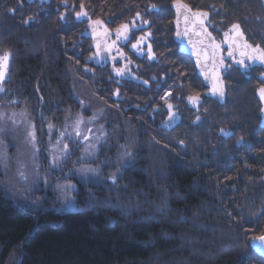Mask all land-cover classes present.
<instances>
[{"label":"trees","instance_id":"trees-1","mask_svg":"<svg viewBox=\"0 0 264 264\" xmlns=\"http://www.w3.org/2000/svg\"><path fill=\"white\" fill-rule=\"evenodd\" d=\"M130 1L134 0H122V3L124 5ZM94 3L96 5L98 2L95 1ZM20 32L23 33L22 30ZM57 48L60 46L56 49L50 48V50L46 48V54H44L46 57L42 59L41 48L36 47L37 53H25L21 43H14L13 41L9 43L8 40L0 38V55L11 54L7 66L8 72L12 76L8 85L9 97L12 100L26 103L36 113L43 112L45 118L52 111L59 110L60 114L71 103L76 105L77 102L73 98L75 96H73L72 91L79 92L80 86L83 84V81L78 77L76 79L80 83L63 75L62 78H56L61 72L54 70L55 68L60 67L61 70L67 69L69 71L78 69L75 60L72 63L69 61V55L73 52L69 50L60 51ZM58 51L59 53H57ZM41 60L47 61L43 71H41L43 68ZM54 74L57 75L52 81L50 77ZM66 74L69 77V74ZM92 80L90 76L87 82L90 84ZM71 83H74L75 86L72 87ZM84 95L86 97V94ZM227 103L225 108L218 107L216 112L219 116L218 120L227 119L229 115L227 112L232 113L244 106L242 103L236 107L237 103L229 101V99H227ZM231 104H234L233 109L230 108L233 106ZM250 105L252 104L247 103L246 113L251 108ZM219 109L221 112L224 111L220 113ZM246 113L243 111L242 115ZM108 115L106 114L104 117L107 121L110 118ZM122 121L120 123L124 127H120V130L115 133H122L123 129H132L130 133H133L135 124L130 125V119L127 123ZM230 121L232 122V118ZM136 125L139 126L140 124L137 123ZM241 125L242 128H245V121ZM150 131L149 134H146L148 137L138 138L140 133H137V136L133 133L132 137L127 139L125 143L127 147L135 144L133 142L135 140L139 142L134 147L128 148L134 153V160L136 159V161H134L132 169L129 167L128 170H126L127 168L124 171L121 169L115 186L108 180H105L104 183L103 181H95L94 183L89 181L85 185H80L77 182L74 191L76 208L70 212L55 211L54 208L51 209L42 205L37 212H33L32 209L30 213H26L9 203L8 200L0 199V264H177L179 261H184V240L194 238L201 241V238L203 240L206 236L211 237V234L208 235V228L210 231L211 228L219 227V222L217 226H212L214 224L210 222L212 220L216 223L218 219L215 215L206 216L204 211L200 213L202 208L196 207L197 209L194 211L189 210V215H185L188 208L186 210L184 204L189 199L193 200L198 197L201 204L204 202V206H210L216 200L229 201L233 206L237 194L228 196L231 191L228 188L222 189L223 184H216L213 181L207 185L206 190V186L200 178L201 174L191 170L192 172L195 171L194 174L189 168L184 167L182 155H190L189 163L197 165L200 163L198 151L203 146L209 148L212 144L191 145L193 148L195 147L191 149L192 151L180 150L182 145L179 146L180 144L170 138L168 139L156 129L152 128ZM177 131L179 136L184 133L182 129ZM122 137H124L123 134ZM141 142H148L146 143L148 148L141 149L143 151L135 148ZM186 145L188 146L189 143L183 144V147ZM224 146L228 148L225 144ZM262 155L264 156V153ZM157 159L171 165L166 172V176L169 175V177H163L164 181L162 180V182H157L151 173V171L156 172L163 167L156 161ZM248 167L249 173H252V176L246 178L249 188L242 190L243 196L238 194L241 204L238 203L239 201L236 202V206L244 204L240 210L242 213H247L248 216L245 217H249V221L239 229L242 231L240 233L242 235L240 236L241 245L230 253L215 256L213 264H242V262H238V256L245 253L248 254L246 256H250L245 258V261H248L245 264H264V259L254 254L249 247L251 235L260 232L264 234V215H257L258 212L263 211L264 201L254 193L262 192L260 179L264 175V161L258 157L255 164L253 166L248 164ZM144 173H146L147 179L153 180L155 190L158 192L156 193V200L153 202L154 206H163V209L156 213L141 212L142 214L139 216L135 212L132 213L133 208H129L128 202L120 203L117 206L118 203L114 205L110 201V197L115 198V195H119L120 198H127L126 194H129L130 191H126L121 184L128 185L130 182L132 185L128 186L135 189L137 183L145 178ZM168 179L173 183L166 182ZM173 188L176 192L174 196L172 195ZM90 193L94 194V200L91 199ZM170 194L172 195L171 199ZM246 201L250 202L247 203ZM166 207L177 211L178 214H167L169 210ZM233 207L225 202L219 206V214H223L225 218H230L234 214ZM156 214L158 215L152 218ZM223 226L234 230L230 221L224 222ZM184 235L190 238L184 239ZM190 261L195 264L193 260Z\"/></svg>","mask_w":264,"mask_h":264},{"label":"rangeland","instance_id":"rangeland-1","mask_svg":"<svg viewBox=\"0 0 264 264\" xmlns=\"http://www.w3.org/2000/svg\"><path fill=\"white\" fill-rule=\"evenodd\" d=\"M2 1L4 2V0H0V2ZM11 1L13 2V4L11 5H13L14 9H19V10L21 9L22 6L27 5L28 3L26 0H11ZM166 1L169 2L172 0H166ZM185 1L186 0H184V4L191 6L190 8L192 10H199L196 7H194V4H193L194 0L192 1L187 0L186 2ZM204 1L205 3L204 5L202 4V8L200 10L206 9V8H208L209 11H212V12L217 10L219 19L223 17L227 19L240 20L242 23L239 22V24L241 25V28L244 31L245 37L248 40V42L251 44L259 43L261 46L264 45V4L261 2V0H242V1L241 0H216L215 3L213 2V0H204ZM218 1L219 3H217ZM230 1L232 2L240 1L242 3L240 5H237V8L230 7V6L226 7L225 4ZM224 5H225V8H224ZM13 7L7 8V9L4 8V11H0V26L3 25L7 27V29H4V27H0V38L1 39L3 40L6 39L9 41V43H11V41H13L14 43H21L22 47L24 48L23 50L25 53H37L38 49L41 48L40 54H41L42 59L46 57V55H44L46 54V48H49L50 50V48L56 49V47L60 46V48H57L60 51L62 50H69L70 52H77V50L79 51L77 47H71L70 46L71 44H68V45L66 44L67 45L66 46L65 43L64 44L61 43L62 40L60 38L57 39L58 37L57 35L59 32L57 30L55 33L50 34L48 31L46 32V30L42 31V27H41L39 34H37V31H35L34 29L29 34V32L23 30L22 28L21 29H19V27L12 28V26L9 25L10 22H8V20L5 19V17L6 16L9 17L8 14L11 12L9 9H12ZM29 7L32 8L33 6H29ZM22 9H23V12L28 11L27 7L26 8L22 7ZM212 12H209V14H211ZM12 15H15V14H12ZM60 15H61V12L59 16ZM47 20L45 19L43 22H47ZM208 24H209V20L206 22L207 28H208ZM20 30H22L23 33L20 32ZM33 33H36L37 35L36 34L32 35ZM69 33L71 34L70 31L65 32L64 34L70 36ZM169 33L173 34L174 30L169 29L168 34ZM28 36L30 37L28 38ZM250 39L252 41H250ZM36 47L38 49H36ZM57 53H59V51ZM2 56L4 55H0V57ZM255 67L257 66L254 65L251 67V69ZM6 75H7V80L4 83V87L8 89V85L10 84L11 78H12L11 73L8 72V68L6 71ZM241 75H242V72H240V75L238 77H240ZM93 84H94V80H92V83L90 82L89 85H93ZM80 90L79 92L72 91V93L74 94L73 96H75L73 98L76 99V102H77L76 105L78 104L77 107L75 104L71 103L69 107H67L68 109L66 108L60 114H59V110L52 111L51 113L47 114L46 119H41L39 116V112L36 113L34 109L30 108L28 105H26V103L22 101L19 102V100H12L9 97V94H10L9 91L0 93V112H6L8 114H11L12 112H20L21 110L26 109L30 118L35 122L37 126V137L39 138V146L41 149L39 152V158L36 161V163L39 164L38 171H39L40 181L38 184L40 185L39 190L42 186L45 188V190H43L45 192L40 194L41 191L35 190L34 189L35 187L31 185V179L28 182L29 184H26L25 182L18 180L16 176L18 161L28 164L29 168L27 169V171L30 175L33 173V168L30 162L29 154L23 143V140H24L23 126H18L14 128L13 125L10 122H8L5 124V134L0 136V140H2L4 144L8 145L6 152H7V156L9 157L7 161L8 167L5 169L3 166H0V187L10 196L14 197L17 194L19 195L24 194L23 197H20L21 200H23V198H31L32 200H29L31 203L39 197L40 203L38 206H42V205L48 206V207L52 206V207H56V209L66 211L67 209L72 207V205L74 206V201H73L74 191L76 189L77 182L80 185L81 184L85 185L86 183H89V181H92V183H94L95 181H98V182L103 181L104 183L105 180H108L107 177L110 174L116 172L117 170L116 162H117L118 157L123 151V149H121L119 146L126 145L125 143L127 142V139L128 138L130 139L133 133L135 134V136H137V133H140V136H138V138H144L146 136L148 137V135L146 134H149L151 132L150 130L153 128L152 126H153L154 120L152 121L150 119L148 123L144 125L145 124L144 121L140 120L137 117L135 118L132 117L130 125L135 124V129L133 133H130L132 129H129V130L125 129L126 131L123 129L122 133H115L117 130H120V127H122L123 125L121 123L118 124L115 122L113 123L109 122L107 121V119L104 118L105 116H100V118L95 122L94 127H99L100 125H104L105 127L104 129L107 132L108 137H109L108 143L104 144L100 148L98 156L94 161H84L83 162V163H89L93 167H97V166L100 167V173H99L98 180L96 177H93L91 180L85 181L84 179H82L81 177L77 175L68 173V169H71L74 167H80L79 163L74 164L73 162L76 161L77 158L81 155V152L83 150V145L73 146L72 155L64 163V165L62 166V169H56L50 172L49 171V155H48L50 138H49V134L47 131V123L51 122V123H54L57 128H62L63 123H64V117L69 109H71L73 116H75L77 113H82L85 118H88V117H91L93 113L98 112L100 106L102 107V105L96 103L95 101L88 102L87 101L89 100L88 93L86 94V97L84 93H82L83 90H86V89L80 86ZM89 91L92 92L91 90ZM81 100L85 102L87 106L86 109L81 108V104H80ZM9 101H15V103H9ZM253 102L254 100L251 102V104ZM209 105L206 106L205 104V107L204 105L199 107L200 109H202L201 112L202 111L203 113L208 112L209 109L206 110V107H208ZM231 105L233 106H231L230 108L233 109L234 104H231ZM238 106L239 105L237 103L236 107ZM261 108H264V104H262L261 106L257 108L256 106L251 107L249 108L246 114L242 115V117L240 118L238 117V119L234 121L235 127L234 128L232 127L231 129L232 134L228 137L221 136L219 132L216 133V136H215L212 133H210V130H208L207 127L204 130H199L198 127L193 128L191 132H189L188 130H185L184 127H180V129L184 130L185 133H188V135H183L184 133H182V135L180 136L182 138L183 144L185 145L186 143H189V145L188 146L186 145L185 147H183V144H180L179 146L182 145L181 146L182 149L180 150L192 151L191 149H194L195 147L193 148L191 145L202 144V143L212 144V146L209 147L212 149L209 150L207 146H203L201 150L198 151L199 157H200V163L197 165H192L189 163V159L191 158L190 155L189 156L182 155L183 156L182 161H183L184 167L189 168L190 171L195 170L199 174H201L200 178L201 180H203L204 182L203 184L206 186V190H207V185H210L211 182L213 181L216 184H220V185L223 184L222 189L228 188V190L231 191L230 194H228V196L231 197L233 194H237V195L233 201L234 207L232 206V203L226 200H223L222 202L220 200H216L214 202L215 205L210 204V206H204V202L203 204H201L200 202L201 200H198V197L193 200L189 199L188 202L184 204V208L186 207V210L188 208V212L185 211V215L190 214L189 210L194 211L197 208H202L200 210V213L204 211V215L206 216H211L213 214L215 215V217L218 219L216 223L213 222L212 220H210V222L214 224L212 226H217L219 222V225H218L219 227L211 228L210 231L208 228V235L211 234V237L206 236V238L203 239L202 241H198L197 239L190 238L187 235H184L183 236L184 239L186 238H190V239L184 240V245L186 246V248L184 246V259H183L184 261H179L177 264H193L192 261L190 260H193L195 264H213L215 256L230 253L233 250L240 247L241 245L240 236H242L240 233L242 231H239V229L247 221H249V217H245V216H248L247 213H242V210H240L243 208L244 204L236 206V202L238 201H239L238 203L241 202V200L239 199L240 196L238 194H241V196H243L242 190L243 189L247 190L249 188L248 181L246 180V178H249L250 176H252V173H249L248 164L250 166H253L256 162V159H258V157L262 158V160L264 161V158H263L264 156L262 155V153H264V122L261 123V119L263 118L264 114L259 113L261 112ZM131 113H132V109H129L126 112L123 111L122 113H118V117L121 119V116L126 115L127 117L126 116L125 117L129 118ZM242 114H243V111H242ZM187 116H188L187 120L189 121L190 118H192V115L189 113L187 114ZM243 121H245V125L254 123L256 126L253 125V127L242 128L241 124H243ZM136 122L139 123L140 125L137 126ZM207 123L209 124L211 122L207 121ZM214 124L215 122H212L211 126H212L213 131L216 132L218 131V129L215 127ZM156 130L159 131L158 128H156ZM177 130H179L178 126H176V128L173 129L176 135L178 134ZM122 134L124 135V137H122ZM163 134H166V132L164 131ZM124 138H126V141H124ZM140 140L141 139H139V141ZM237 140H242L243 143L237 144ZM55 141H56V135H52L51 143L54 144ZM210 141H213V142L211 143ZM133 142L135 143V144H132L133 147L136 145V143H139L136 140ZM146 143L148 142H141V144H138L135 148L139 149L140 151H143L145 148H148V145ZM224 144L228 148H225ZM132 146L128 148H131ZM251 158H256V159H251ZM109 161L110 163H108ZM134 161H136V159ZM156 161L162 164L163 167L161 170L156 171V172L151 171V173L153 174V176H155L157 182L158 181L162 182L163 177L164 178L169 177V175L166 176V172H167V169L170 168L171 165L169 164L167 165V163H165L161 159H157ZM133 165H134V162L131 166H128L129 169L130 168L132 169ZM128 167H125L122 170L124 171L126 168H127L126 170H128ZM53 172L55 173V180H54L55 183L50 184V180L51 178H53ZM58 174H61V177L57 178L56 175ZM45 176H47L48 178V181H49L48 184L50 185V187H48V184L44 185L43 180ZM144 177H145L144 179L142 178V180H140V182L137 183V187L135 189H131V187L128 185L121 184V186H123L126 191L128 190L130 191L129 194H126L127 198H120L119 195H115V198L110 197V201L114 205L118 203L117 206H119L120 203H123V202L124 203L128 202L129 204H132L133 205L132 213L135 212L139 216L142 214L141 212H147V211L148 213L159 212L164 207L157 206L158 208L156 209V207L154 206L155 204L153 202L154 200H156V193H158L155 190L154 182L152 179L146 178V173H144ZM75 180H77L76 183H75ZM67 182H71L73 185H75V188L69 194L70 197L73 198L71 199L70 202L67 199H65V197H63L56 190V185L58 183L64 184ZM166 182L170 184V182L172 181L168 179ZM260 182H262L261 185H262L263 193L262 192L259 194L257 192H254V193L256 196L262 199V201H264V175L261 177ZM42 183L43 185H41ZM194 184L196 185V183ZM229 184H231V186H229ZM255 185L257 186V184ZM170 187H173V185L172 186L170 185ZM173 190L174 191L172 195L174 196L176 195L175 188H173ZM172 195L170 194V199L172 198ZM255 195H254V198H255ZM46 198H49L48 199L49 201H46ZM225 202L234 208V214L230 218H225L223 214H219V210H220L219 206L221 204H225ZM249 202L250 201H248L247 203ZM117 206L115 207L116 209H117ZM166 209L169 210L167 214L168 213L170 215L172 214L175 215V213L178 214L177 211H173V209L171 210V208L166 207ZM262 210L264 211V209ZM157 215L158 214L154 215L152 218H154ZM159 215H161V213H159ZM226 221L231 222V225L232 227H234V230L225 228L223 226L224 222ZM204 234H206V232H204ZM259 235H262L261 232L256 234L255 236H259ZM249 247L252 249L254 254L264 259V254L259 253L256 250V248L253 247V241L251 240L249 241ZM246 254L247 253L238 256L239 257L238 262H242V264L247 263L248 261H245V258H248L250 256H246Z\"/></svg>","mask_w":264,"mask_h":264},{"label":"bare ground","instance_id":"bare-ground-1","mask_svg":"<svg viewBox=\"0 0 264 264\" xmlns=\"http://www.w3.org/2000/svg\"><path fill=\"white\" fill-rule=\"evenodd\" d=\"M58 1L59 3H63L62 5L64 6L65 9H67V12L65 11V13L68 14L69 18L65 17L64 21H61V19L58 20V18L52 17V19L51 18L48 19L47 22L37 23L38 26L42 27V31L46 30V32L48 31L50 34L55 33L56 30L59 31V34L57 35L58 36L57 39L60 38L61 40L68 41L70 39H73L74 38L73 36H75V38L78 36L86 37L87 39H90L93 49L95 48L94 45L98 41L93 38L92 29L89 27V18L84 17V18H81L80 20H77L76 18V13L81 10V7H80L81 4L84 5L85 11L88 12V17L89 16L94 17V18H91L92 20H96V19L103 20L104 18L103 20L104 26L108 30H112L110 32L112 33L110 36L115 34V30L121 24H124V23L129 24V27L131 28V31L129 33L130 38L126 41L122 40L119 42L121 49L123 46L132 47V44L136 43L137 38L148 35L149 33L151 34L155 33L156 37L154 40L155 41L158 40L159 43L163 46H168V43H167L168 37L171 39L173 38L175 47L172 46L170 49H166V51L173 53L172 56L174 57V60H171L170 64L169 62H166L164 65H161V64L158 65L157 60L158 59L163 60L165 58L163 57L164 53L159 50L154 51L153 52L154 59L150 60L148 58L151 61V68L150 67L148 68V76L146 78H144V76L142 75H138L135 72V69H138L137 63H134L132 56H130L128 52L127 53L122 52L124 54L123 59H121L117 54H115V56L119 57L117 60L121 62L120 66L118 67L114 65L113 61L105 60V59L111 58L107 53H105L103 57L98 58V62L97 60H94L96 64L98 63L102 64V67L104 68V70L101 69L102 70L101 73H95L99 77L92 78L94 80L93 85H89V83L87 82L90 76L93 77V73L85 70V65H83V60L81 59V57H78V55H76V52H73L72 54L69 55V61L72 63L75 60L76 67H78L80 72L78 71V69H74L71 71L67 69L61 70L60 67L54 69L56 71L58 70L61 73H59L60 75H57V74L52 75V77H50V79L52 78L51 79L52 81L56 75H57L56 78H62L61 76L63 75L64 77H67L70 80L77 82V83H80V82L77 81L76 77L81 79L83 81V84L82 85L80 84V85L82 86V88L86 89V90H83L82 93L84 94L88 93L89 100L87 101L88 102L95 101L96 103L102 105V107L101 106L99 107V110L103 109L102 116H106V114H109L108 115V117H110L108 120L109 122L120 123L122 120H124V122L127 123L129 119L131 120L132 119L131 115L128 119L126 118L127 117L126 115H125L126 117L121 116V119L118 117V113H122L124 111L123 109L124 108L127 109L126 105H128L129 108L132 109L133 111L132 113H134L135 115H139V119L144 121L145 123L144 125H146V123H148V117H146V115L144 114L145 112L143 111V109L139 108V106H141V104L144 105L147 99L154 100L153 105L147 104L144 107L145 108H151V107L159 108V111L157 112H160L162 115L159 116L157 113H154L153 115L157 116L159 119L165 118V120H163L162 122L160 120L154 121L153 126H152L153 129L158 128L159 133L160 132L163 133L164 131H167L166 134L164 135L168 139L170 138L171 140H174V142H177L178 144H183L181 143L183 142L182 138L180 137L181 135L180 136L178 134L176 135L173 129H175L176 126H178L179 129L180 127H184V126L187 128L188 127L190 128L192 125H195V124L193 123V120L188 121L187 119H185V124H183V122H181V120L183 119L181 118L176 123V125L170 129L162 127V124L168 119V111H167L165 102L163 99H161L162 97H164L166 92L171 93L169 102L173 104L174 110L175 108L177 109L178 107H181V106L184 107V105L188 110L197 109L196 107L189 104L187 101V97L189 95H195L196 93H199L201 96V103L199 104V107L203 105L205 107V104L206 106L210 104V106L214 108L216 106H221L223 108L227 106L228 104L227 100H224V99L220 100L218 97H214L211 95L210 93L211 83L209 82V80L205 79V76L203 72L201 71V68L197 66V57L193 54L192 45L189 44L188 40H187V43L190 46L184 45L182 48H180V45H178V38H176V35H175L176 27H177L176 21L178 18L176 5L177 3L184 4V0H172L169 2H167L166 0H134V1L127 2L124 5L122 3V0H118V1L117 0H93L94 2L95 1L98 2L96 5H94L95 3L91 0H58ZM213 2L215 3L216 0H213ZM261 2L264 4V0H261ZM204 3H205L204 0H194L193 2L194 7L199 9V11H207L209 13L208 8L200 10L202 8V4L204 5ZM217 3H219V1ZM241 3L242 2L240 1L239 2L230 1V2H227L225 5L226 7L230 6V7L237 8V5H240ZM225 5H224V8H225ZM152 6H155V10H153ZM10 11L13 14H15L17 17H19L21 21H25L29 17H33L32 15L29 16V13L34 14L33 12H30L28 10L29 12L23 15L24 13L21 10L14 9V8L10 9ZM192 11L195 12L198 10H192ZM138 12L140 13V18L136 19L135 23L141 25L143 29L148 28V31H144L143 33L142 31L141 33L140 31H136L139 28H136V27L132 28V21L136 17V14ZM70 13L73 14V16ZM40 14H44L45 16L50 17L48 14L46 15L44 12ZM213 15H218V14L213 13ZM159 16H163L166 19L164 20L167 22L165 24H169V23L172 24V26L174 27L173 34L171 33L169 34V36H167V32L164 29V27L158 24V21L160 20ZM116 17H119L120 19H124L126 22L121 23V24L119 23L116 26H115V23H110V22L108 23L109 20L114 19ZM145 20L149 21V23L144 24L143 21ZM32 21H37V20L34 18ZM8 22H10V24H13L12 25L13 28H18V26L16 25L17 23H14L13 19L9 18ZM239 22L241 21L236 19V20H233L231 24L239 23ZM180 28L184 30L183 17H180ZM68 30L71 32L72 35L70 33H69L70 36L64 34L65 32H69ZM226 30H228V28H226ZM100 31H102V29H100ZM82 33H86V35H82ZM34 34L36 33H33L32 35ZM37 34H39V31H37ZM102 39L103 38H100L99 42ZM216 42H220V41H216ZM262 47H264V45H262ZM222 51L226 53L227 47L226 46L225 48L223 47ZM147 52L148 50H140L136 53L137 55L146 56ZM183 56L187 58L184 60ZM102 59L103 61H106L108 63L101 62ZM86 61L89 62L88 59ZM41 64L43 67L41 71H43L46 67L47 61L41 60ZM225 64L230 66V71L227 74L234 75L236 79L226 78L225 76L226 74L221 73L223 82L225 85V97L224 98L229 99V101H234L238 103L239 106L242 105V103L245 104V106L243 107L241 106L240 108H238L236 111L232 113L227 112V114H229L227 116V119L223 118L221 120L217 119L218 115L216 113L210 111V115H212L219 122L218 131L220 135H221V129L231 130L232 127L233 128L235 127L234 121H236L238 117L239 118L242 117V111L246 113L245 109L247 108V103L249 104L254 100V102L252 103V105H250V107L256 106V108L261 106L264 103V101L261 100L259 91H258L259 89L264 88V66L257 64L256 65L257 67L250 69V71L247 73H242V75L238 77L240 75L241 70L238 67H231L232 62L231 60L227 58L225 59ZM125 65H127L126 75L124 77H120L116 75V73L113 70L114 67L123 68ZM157 65L159 66L158 68H156ZM165 66L167 68L171 66L172 68L170 69L172 70V72H169L168 70H166ZM74 67L75 65L73 66V68ZM66 73L69 74V77L67 76ZM143 81H148V83L144 84ZM163 84L165 85L167 84L171 86L173 90H171V88L167 85H166V88H162ZM132 85H136V86L133 87ZM71 86L74 87L75 84L71 83ZM118 86H121L119 90V98H117V96L114 95V93L117 92V91L114 92L115 90L114 88ZM89 90H91L92 92H90ZM107 91H110V92H107ZM110 94L112 95L109 96ZM223 111L224 110H222V112ZM231 118H232V122L230 121ZM262 122H264V116L261 119V123ZM249 125L246 124L245 128L253 127V125L255 124L252 123ZM215 134L216 133L214 132L213 135ZM56 177L57 178L61 177V174L56 175ZM54 180H55V173L53 172V178H51L50 184H54L55 183ZM76 182L77 180H75V183ZM26 184H29V183L27 182ZM41 185H43V183ZM128 185H132V183L129 182ZM39 187L40 185L38 184L34 189L37 191H41L40 194L44 193L45 191L43 190H45V188L42 186L39 190ZM48 187H50L49 184H48ZM23 195L24 194H21V195L17 194L14 197L10 196L0 187V199L8 200L9 203H12L13 205L17 206V208L20 209L22 212L30 213L32 209H33V212L35 211L37 212L40 206L33 208L32 203L29 201L32 199L23 198V200H21L20 197H23ZM49 198H46V201H49L48 200ZM73 201H74V206L72 205V207H70L71 209L69 208L66 211L70 212V210L76 208L75 200ZM128 206L129 208H133L132 204H128ZM47 208H51V209L54 208L55 211H59V209H56V207L50 206ZM157 208L158 207H156V209ZM123 216H125L124 213H123ZM200 240L202 241V238ZM255 244L257 245V247H255L256 250L259 253L264 254V243L257 241L255 242Z\"/></svg>","mask_w":264,"mask_h":264},{"label":"snow or ice","instance_id":"snow-or-ice-1","mask_svg":"<svg viewBox=\"0 0 264 264\" xmlns=\"http://www.w3.org/2000/svg\"><path fill=\"white\" fill-rule=\"evenodd\" d=\"M43 2V0H42ZM81 10L76 13L77 20L87 17L89 18V27L92 29L93 38L98 42L95 43L94 47L96 51L94 55L89 57V60H97L101 58L105 53H107L113 61H116L117 57L112 56V51L115 49L117 55L123 59L124 54L119 48V42L128 40L130 38L129 33L131 28L128 23L121 24L115 30L116 39L113 40L110 44L107 43V38L112 34L104 26V21L100 19L92 20L88 17V12L85 11L84 5L81 4ZM155 10V6H152ZM177 36H186L188 37L189 44L192 45L193 54L197 57V66L201 68L205 79L209 80L211 83L210 93L214 97H218L220 100H223L225 97V85L221 73L227 74L230 71V66L225 64V59L231 60V67H238L242 73H247L250 71L251 67L254 65L264 66V47L259 43L253 45L248 42L245 37L244 31L241 28L239 23H232L228 30L224 32V39L221 42H216L215 38L212 36V33L208 31L206 22L208 21L209 13L207 11H192V9L183 3H177ZM180 17H183L185 28L183 32L180 31ZM61 21H64L65 14L61 13ZM140 18V13L136 14V17L132 21V28L136 27V19ZM34 18L29 17L24 21L25 24L30 23ZM144 24H148L149 21H143ZM191 25V27H189ZM214 27V25H213ZM102 29V31H100ZM199 29V31H197ZM86 35V33H82ZM197 37L196 40L192 39V36ZM100 38H103L104 42H99ZM143 43V37L137 38L136 43L132 44V48L140 51L141 45ZM226 46L227 52L224 53L222 48ZM148 58L154 59V54L152 52V47L148 45ZM11 54L8 53L0 57V93L9 91L4 87V83L7 80V65L10 61ZM114 72L120 77H124L127 72V65L123 68H115ZM144 84H147L148 81H143ZM259 95L262 101H264V88L258 90ZM114 95L119 98V91L117 90ZM171 93H165L164 97L161 99L164 100L167 111L168 119L162 124L164 128H172L176 123L181 119L180 113L174 110L173 104L169 102ZM189 104L197 108L199 112V104L201 103V96L199 93L195 95H189L187 97ZM9 103H15V101H9ZM81 108L86 109V104L84 101H80ZM159 111V108L153 110ZM261 113L264 114V108H261ZM103 109L99 110L96 113H93L91 117L85 118L82 113H77L73 116L71 109H69L64 117V123L62 128H57L54 123H47V131L49 134V171L56 169H62V166L67 161V159L72 155L73 146L83 145V150L81 155L74 161V164L79 163L80 167H74L68 169L69 174H74L85 181L91 180L93 177L99 178L100 167H93L89 163H83L84 161H94L99 153L100 148L108 143L109 137L107 132L104 129V125L99 127H94L95 122L102 116ZM41 119H46L44 113H39ZM201 116L197 115L194 124L199 123ZM10 122L13 127L23 126L24 129V146L27 149V152L30 157V162L33 168V173L30 175L27 171L28 164L24 162L17 163V172L16 176L19 181L29 182L31 179V184L33 187H36L40 181L39 176V164L36 161L39 158L40 146L39 138L37 137V126L35 122L30 118L27 110H21L20 112H12L8 114L6 112H0V136L5 134V124ZM232 134L229 129H221V135L228 137ZM56 135L55 143H51V136ZM183 143V142H181ZM242 140H237V144H242ZM8 145L4 144L0 140V166H3L5 169L8 167L7 161L9 157L7 156ZM123 149L122 153L117 159V170L116 172L110 174L107 179L111 181L112 185L115 186L118 179L121 169L128 167L131 163L134 162V153L128 149L126 145H120ZM110 163V161L108 162ZM44 184H48L47 176L44 177ZM75 188L71 182L64 184L58 183L56 185V190L67 199L69 202L72 197L70 193ZM91 199H95L94 194L90 193ZM40 203V198L38 197L35 201L32 202L33 207H37ZM257 215H264V211L258 212ZM247 234V232H246ZM253 241V247H257L255 241H260L264 243V234L255 236L251 235L249 237Z\"/></svg>","mask_w":264,"mask_h":264},{"label":"flooded vegetation","instance_id":"flooded-vegetation-1","mask_svg":"<svg viewBox=\"0 0 264 264\" xmlns=\"http://www.w3.org/2000/svg\"><path fill=\"white\" fill-rule=\"evenodd\" d=\"M26 1L28 2L27 5H24L22 7L23 8H26L27 7V9L29 11L31 10L30 12H33L34 14L29 13V16L32 15L37 21H31L30 23L25 24L24 21H21L19 19V17H17L16 15L13 16L12 15L13 14L12 12H10L8 14L9 17L6 16L5 19H7L8 21H9V18L10 19H13L14 20V23H17L16 25L20 29L22 28L23 30H25L27 32H31L33 29L35 31H40L41 26H38L37 23L43 22L45 19L46 20L48 18H51L52 19V17L53 18H58V20L61 19L60 18L61 15L59 16L60 12L61 13H64L65 14V17H68L69 18L68 14L65 13V11L67 12V9H65L64 6L62 5L63 3H59L58 0H55V1L54 0H43V2H42V0H35V1L34 0H26ZM0 3H1V5H0V11H4V8L7 9V8L13 7V5H11V4H13V2L11 0H4V2L2 1ZM53 3H55V4H53ZM24 4H26V3H24ZM29 6H33V7L31 8ZM22 7H21L20 10L23 12ZM29 11L23 12L24 13L23 15H25V13H28ZM42 12H44L46 15L48 14V15H51V16L47 18V16H45L44 14H40ZM209 12H212V11H209ZM213 13H217V10H215L211 14H209L208 29L212 33V36L215 38V40L221 42L224 39V35H223L224 32L227 31L226 28H229V26L231 25V22L233 21V19H227V18H223V17L221 19H219L218 18L219 15L216 16V15H213ZM71 15L73 16V14H71ZM89 17L90 18H94V17H91V16H89ZM159 17H160V20L158 21V24L159 25H162L164 27V29L167 32V36H169V34H171V33L168 34L169 29H171V30L173 29L174 30V27H172V24L171 23L165 24L167 22L164 21L166 19L163 16H159ZM103 20H104V18H103ZM119 20H121V21H119ZM109 22L110 23H115V26H116L119 23L121 24V23H124L126 21L124 19H120L119 17H116L114 19L109 20L108 23ZM9 25L12 26L13 24H9ZM213 25H214V27H213ZM0 27H4V29H7V27L6 26H3V25H1ZM136 28H139L136 31H140V33H141V31H142V33L144 31H148V28L143 29V27L141 25L137 24V23H136ZM150 28H152V27H150ZM111 31L112 30H109V32H111ZM58 34H59V32H58ZM73 37H74L73 39H70L68 41L62 40V43L63 44L65 43V45L66 44L67 45L68 44H71L70 45L71 47H77L79 49V51L77 50L76 55H78V57H81V59L83 60V65H85V70L93 73V77L92 78L99 77L95 73H101L102 70H104V68L102 67V64H99V63L96 64L94 60H90L89 62L86 61L87 59H89L90 56L94 55V53L96 51L95 48H94L95 50L93 49V46H92V43H91L90 39H87L86 37H79V36L76 37V38H75V36H73ZM155 37H156L155 33H152V34L149 33L148 35L143 36V43L141 45V50H148V45L150 44L151 47H152V52H154L156 50H159V51H161V52L164 53V56L163 57H165V58L163 60H159L158 59L159 61L157 60V62H158L157 64L158 65H160V64L161 65H164L166 62H169V64H170L171 60H174V57L172 56L173 53H171L169 51H166V49H170L172 46L175 47L173 38L171 39V38L168 37V41H167L168 46H163V45H161L159 43L158 40H156V41L154 40ZM115 39H116L115 34L112 35V36H109L107 38V43L110 44ZM250 41H252V40L250 39ZM178 45H180V44L178 43ZM118 46H119V48H120V50L122 52H124V53H127L128 52V54L130 56H132V59H133L134 63H137V68L138 69H135V72L138 75H142V76H144V78H146L148 76V68L149 67L151 68V61L148 59V56L147 55L146 56L137 55L136 52H138V51L135 50V49H133L132 47L123 46L122 49H121L120 44ZM224 48H225V46H224ZM112 54H111L112 56H115V54H117L116 51H115V49L112 51ZM118 58L119 57H117V59ZM186 58L187 57H184L183 56V59L184 60ZM117 59H116V61H113L111 58H108V59H105V60L113 61L114 62V65L116 67H118V66H120V63L121 62H119V60H117ZM101 62L108 63L106 61H103V59L101 60ZM160 62H162V63H160ZM145 64H147V65H145ZM95 65H97V66H95ZM158 65H157L156 68L159 67ZM165 68L169 72H172V70L170 69V68H172L171 66L169 68H167L165 66ZM225 76H226V78H229V79H236V77L234 75H232V74H226ZM166 85L163 84L162 85V88H166ZM132 86L134 87L136 85H132ZM167 86H169V85H167ZM120 87L121 86L115 87L114 88L115 89L114 92L117 91V90L119 91L120 90ZM169 87L171 88V90H173V88L171 86H169ZM107 92H110V91H107ZM112 94H110L109 96H111ZM224 100H227V99L224 98ZM153 103H154V100H148L147 99L146 102H145V104L144 105L141 104V106L142 105L143 106L142 107L139 106V108L143 109V111L145 112L144 114L146 115V117H148V121L151 119L152 121L153 120L154 121L160 120L162 122L163 120H165V118L159 119L157 116H154L153 115L154 113H157L159 116L162 115L160 112H157V111L154 112L153 111L156 108H152V107L151 108H145L144 107L147 104L153 105ZM126 106H127V109H125V108L123 109L125 112L130 109L128 105H126ZM218 107L219 106H216L214 108V107H210V105H209L208 107H206V109H209L208 112H205L206 114L203 113V111L201 112L202 109H200V108H199V112L197 111V109L188 110L185 107V105H184V107L181 106V107H178L177 109L175 108V110L180 113V116L183 119V120H181V122H183V124H185V119H187V117H188L187 114H189V113L192 115V118H190V120H193V121H194V119L196 118L197 115H200L201 116V120L199 121V124L197 123L195 125H192L190 128L189 127L187 128V127L184 126L185 130H188L189 132H191L193 130V128H197L198 127L199 130H204L207 127V129L210 130V133L214 134V131H213L212 126H211V123L212 122H215L214 125L218 129L219 122L212 115H210V111L216 113L218 111ZM141 112H139V113H141ZM219 112H221L220 109H219ZM133 115H135V114L134 113H131V116L133 118H135V117L139 118V115H135V116H133ZM149 117H150V119H149ZM217 119H219V116L217 117ZM207 121H210L211 123L208 124ZM165 132H167V131H165ZM218 132L219 131H216L215 133H218ZM184 135H188V133H185L184 132ZM215 136H216V134H215Z\"/></svg>","mask_w":264,"mask_h":264},{"label":"water","instance_id":"water-1","mask_svg":"<svg viewBox=\"0 0 264 264\" xmlns=\"http://www.w3.org/2000/svg\"><path fill=\"white\" fill-rule=\"evenodd\" d=\"M189 27H191V25H189ZM184 28H185V24H184ZM180 31L183 32V30H182L181 28H180ZM197 31H199V29H197ZM176 33H177V27H176ZM176 33H175V35H176ZM176 38H178V43L180 44V48H182L184 45H185V46H190V45L187 43L188 37L183 36V35H181V36H177V35H176ZM192 39H193V40H196L197 37H196L195 35H193V36H192ZM100 42L103 43L104 40L102 39ZM88 61H90V60L88 59ZM263 104H264V103H263ZM163 128H164V127H163Z\"/></svg>","mask_w":264,"mask_h":264}]
</instances>
